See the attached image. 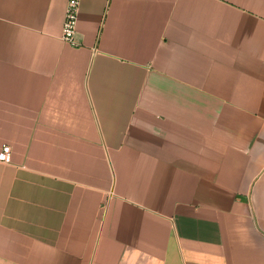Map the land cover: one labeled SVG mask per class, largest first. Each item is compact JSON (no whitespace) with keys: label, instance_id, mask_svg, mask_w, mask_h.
<instances>
[{"label":"crops","instance_id":"0c3cea01","mask_svg":"<svg viewBox=\"0 0 264 264\" xmlns=\"http://www.w3.org/2000/svg\"><path fill=\"white\" fill-rule=\"evenodd\" d=\"M0 0V264H264V0Z\"/></svg>","mask_w":264,"mask_h":264},{"label":"built area","instance_id":"2783aa9c","mask_svg":"<svg viewBox=\"0 0 264 264\" xmlns=\"http://www.w3.org/2000/svg\"><path fill=\"white\" fill-rule=\"evenodd\" d=\"M79 5L80 0H67L62 24V38L74 46L78 44L75 40V34ZM10 156V146L8 144H3L0 148V161L9 162Z\"/></svg>","mask_w":264,"mask_h":264}]
</instances>
